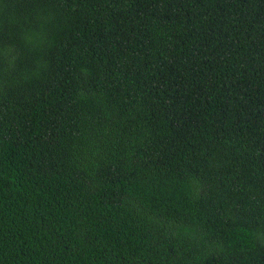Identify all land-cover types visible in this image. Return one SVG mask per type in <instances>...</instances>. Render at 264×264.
Instances as JSON below:
<instances>
[{
    "label": "trees",
    "instance_id": "trees-1",
    "mask_svg": "<svg viewBox=\"0 0 264 264\" xmlns=\"http://www.w3.org/2000/svg\"><path fill=\"white\" fill-rule=\"evenodd\" d=\"M0 264H264V0H0Z\"/></svg>",
    "mask_w": 264,
    "mask_h": 264
}]
</instances>
